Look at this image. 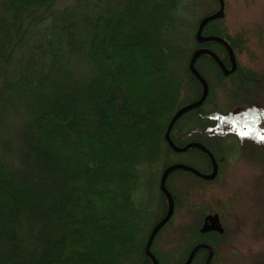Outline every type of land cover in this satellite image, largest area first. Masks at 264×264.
I'll return each mask as SVG.
<instances>
[{"label":"trees","instance_id":"16d2710c","mask_svg":"<svg viewBox=\"0 0 264 264\" xmlns=\"http://www.w3.org/2000/svg\"><path fill=\"white\" fill-rule=\"evenodd\" d=\"M56 1L0 0V114L19 109L22 118L15 144L0 145V264H128L153 225L143 220L147 210L143 198L137 197L144 167L159 156L165 158L163 167L185 153L207 159L195 148L174 152L164 140L169 119L199 96L200 85L189 73L188 61L175 71L164 51V30L172 22L175 0H88L85 7L90 12L73 9L61 15L60 24L54 19L51 27L44 26L50 17L44 11ZM76 1L79 8L81 0ZM71 15L80 25L69 20ZM214 23L207 24L203 34L225 38L236 52L234 39ZM38 24L44 26L42 57L28 69L16 67L7 77L4 69L21 49L24 36ZM48 31L54 39L47 38ZM198 46L213 50L227 64L220 44L194 42ZM134 54L143 70L144 90L131 98L126 92L136 93L134 87L122 81L121 71L114 67ZM71 59V66L84 61L90 74L75 77ZM201 62L208 64L216 81L209 79ZM196 68L210 93L203 106L183 117L201 123L200 129L209 128L204 106L209 103L211 111H217L216 87L223 93L219 113L226 116V123L237 129L245 126L252 136L257 126L264 130V70L237 62L236 70L223 76L204 55ZM183 90L192 94L191 99L180 100ZM178 131L181 134L182 129L175 124L171 138L178 146L198 141L217 160L225 156L223 138L208 142L192 128L179 138ZM235 137L233 143L245 160L252 157L249 162L264 164V143ZM205 162L206 170L188 164L207 172L210 164L208 159ZM178 171L174 173H184ZM172 195L176 208L181 199ZM161 201L165 210L162 196Z\"/></svg>","mask_w":264,"mask_h":264},{"label":"rangeland","instance_id":"374dc122","mask_svg":"<svg viewBox=\"0 0 264 264\" xmlns=\"http://www.w3.org/2000/svg\"><path fill=\"white\" fill-rule=\"evenodd\" d=\"M87 1L81 0L78 8L76 0H57L51 8L44 11L45 14L50 15L44 26L51 27L54 19L57 24H60L61 15H68L72 13L73 9L90 12V8L85 7ZM175 1L176 7L172 15V22L164 30V35H166L164 40L167 45L164 51H166V57L168 55L170 67L178 71L185 67L190 51L194 48L193 27L202 16L216 8V2L215 0ZM75 18L76 16L71 15L69 20L73 19L77 25H80ZM214 24L225 28L227 35L234 39L237 49L236 60L239 64L246 65L256 71L264 70V0H224V17ZM44 26L38 24L28 32L27 36H24L20 45L21 49L16 50L10 66L4 69L7 77L12 75L16 67L28 69L33 65V60H39L42 57L39 45L45 38L41 28ZM47 38L54 39L50 31H48ZM170 46L171 51L169 50ZM61 48L63 54L67 56L66 44H61ZM178 51H180V57L174 55ZM73 59H71L70 66ZM138 60V55L134 54L125 62L120 59L114 67L121 71V80L127 81V85L134 87L136 93H132L131 90L126 92L129 97L132 96L131 98L138 96L139 91L144 90L141 81L143 70L141 65L137 64ZM72 66L70 69L75 77H80L85 73L90 74L89 67L85 65L84 61L77 62L73 68ZM200 66L210 80L216 81L208 64L201 62ZM147 68L149 67L147 66ZM150 79H152V75L148 76V80ZM2 81L3 76H0V86ZM214 95L216 109H222L223 93L221 89L215 87ZM191 97V93L183 90L180 100L184 101ZM10 109L0 114V145L6 143L13 146L16 142V130L21 125V110ZM204 109L208 113L214 111H211L208 106H204ZM214 115L217 117L210 120L212 130L208 128L204 138L213 134L224 136L222 146L228 144V147L233 145V148L225 152L224 158L220 161L219 172L212 181H204L185 173V171L184 173L171 172L167 176L166 185L172 194L176 195L179 200L181 199V203L176 205L170 221L157 232L152 242L151 251L156 254L159 264H176L178 262L182 264L185 255V249L183 250L182 247L192 241L188 233L191 230L194 232V228L202 222L206 213L217 210L226 232L222 237L214 236L218 239V244L214 250V263L212 262V264H264V164L263 162H249L252 161L251 159L245 160L241 151H238L233 143L238 129L232 127L234 124L226 123L225 118L221 119L222 115ZM175 124L178 130L182 129L181 134L180 131L176 134L179 138L184 133L186 136L190 128L194 131L201 126V123L190 122L189 117L186 118L183 115L175 121ZM221 125H224V130H220ZM226 126H229L230 129H226ZM260 128L257 126L256 132L253 134L254 137L260 133ZM240 129H245V126ZM201 134L204 135L203 132ZM195 135L198 137L196 133ZM209 140L211 139L209 138ZM1 148L2 146H0ZM10 158L15 160L13 157ZM157 159L153 164L144 167L146 170L141 181L142 187L137 192V197L143 198L142 202L147 210L143 219L146 224L155 223L164 213L157 188L165 158L159 156ZM170 160L173 161L172 163L188 164L192 162L193 165L203 170L208 168L207 162H205L207 159L199 157L194 152L172 157ZM208 208L210 209L207 210ZM144 247L145 244L140 250L137 247L139 252L133 253L132 259L127 263L147 264L144 259L146 257ZM141 253L144 257L141 256ZM200 261L201 256H198L193 263L202 264Z\"/></svg>","mask_w":264,"mask_h":264},{"label":"water","instance_id":"95a60500","mask_svg":"<svg viewBox=\"0 0 264 264\" xmlns=\"http://www.w3.org/2000/svg\"><path fill=\"white\" fill-rule=\"evenodd\" d=\"M217 1L219 4L218 9L212 13L204 15L199 20L197 28H196V32H195V40L197 42H200V43L208 42V41H215V42L221 44L228 52L229 61H230L231 66L229 69H227L223 65L222 61L217 57V55L214 52H212L211 50L204 49V48L196 49L190 56V59L188 62V70L201 85L200 97L198 99H196L192 102H189V103L181 106L180 108H178L174 112V114L172 115L171 119L169 120L167 127H166V130H165V133H164V140L166 141V143L169 145V147L173 151L182 152V151H186L189 148H197L208 156V158L211 162V165H212V169H211L210 173H203V172H200V171L196 170L195 168H193L189 165L183 164V163L170 164L163 169L161 177H160V181H159V188H160L162 194L164 195V197L166 198L167 210H166L164 216L158 222H156L154 224V226L152 227V229L150 230L149 235L147 237L146 244H145V248H144V252H145L146 256L149 259H151L153 264H158V262L155 259L154 255L150 251L152 241H153L155 235L157 234V232L160 230V228H162V226L170 219V217L173 213V209H174L173 197L170 194V192L167 190V188L165 187V181H166L167 176L175 170H183L186 172H190L193 175H195L201 179L211 180L216 176V173H217V163H216L212 153L205 146H203L202 144H200L198 142H191V143L186 144L183 147H178L177 145L174 144V142L172 141V139L170 137V132H171L172 126L174 125L175 121L181 115L186 113L187 111L194 109L196 107H199L203 103V101L205 100V98L207 96L208 86H207V83L204 80V78L199 74V72L195 68L196 59L202 54L210 56L217 63V65L219 66V68L221 69V71L224 75H228V74L232 73L236 68L234 53H233L231 47L229 46V44L222 37L216 36V35H207V36L202 35V29L207 23H209L212 20L222 18L224 15V1L223 0H217ZM210 230H216L219 233H221L223 230L222 226L220 224V221H219V216L217 213L208 214L205 216V218L203 220V224L200 228V232L204 233V232H207ZM195 249H193L191 251L190 255L188 256V258L184 264L190 263L192 254L195 251ZM208 258H209V256H208Z\"/></svg>","mask_w":264,"mask_h":264},{"label":"flooded vegetation","instance_id":"af4514ba","mask_svg":"<svg viewBox=\"0 0 264 264\" xmlns=\"http://www.w3.org/2000/svg\"><path fill=\"white\" fill-rule=\"evenodd\" d=\"M207 104L209 105V103H207ZM165 211H166V209H165ZM223 229H224V226H223ZM197 231H198V227H197ZM206 234L208 235L207 238L197 237V235H196V227L194 228V232L191 230L190 233H188V235H190L189 238L192 241L189 244H184V246L182 247L183 250L185 249V251H184V253H185L184 261L182 262V264L185 263V261L187 260L188 256L190 255L191 251L193 249H195V248L196 249H195V251L192 254L190 264H194V263H192V261H193L195 256H201L200 263L202 262V264H212V262L214 260V258H213L214 253H215L214 250H215V247H217V244H218V239L216 237H214V236L221 237V235H218L217 232H215V231H210V232H208ZM210 252H211V255H209ZM208 256H210L209 260H207ZM207 261H208V263H207ZM179 264H180V262H179Z\"/></svg>","mask_w":264,"mask_h":264},{"label":"snow or ice","instance_id":"6c2138e0","mask_svg":"<svg viewBox=\"0 0 264 264\" xmlns=\"http://www.w3.org/2000/svg\"><path fill=\"white\" fill-rule=\"evenodd\" d=\"M251 131V129H238L235 134L241 139H255L260 143H264V130H261L255 137L251 135Z\"/></svg>","mask_w":264,"mask_h":264}]
</instances>
